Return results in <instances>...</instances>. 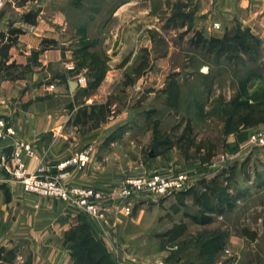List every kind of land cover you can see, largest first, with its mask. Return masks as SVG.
Segmentation results:
<instances>
[{"label":"rangeland","instance_id":"374dc122","mask_svg":"<svg viewBox=\"0 0 264 264\" xmlns=\"http://www.w3.org/2000/svg\"><path fill=\"white\" fill-rule=\"evenodd\" d=\"M197 1L5 0L0 47L10 30L34 35L37 24L60 11L61 18L50 20L61 30L59 40L43 38L51 42L40 47L61 42L72 51L74 82L83 69L87 80L95 78L96 65L104 72L108 55L115 68L121 65V81L108 89L113 109L121 107L122 119H129L121 127V136L127 131L121 168L204 171L213 156L238 151L264 127V26H252L249 12L239 11L235 26L217 37L219 47L193 43L196 31L212 36L194 19ZM26 12L36 13L34 23L22 20ZM80 47H87L84 58ZM97 223L109 231L103 250L113 264H264V149L244 150L190 189L143 196L109 226Z\"/></svg>","mask_w":264,"mask_h":264},{"label":"crops","instance_id":"0c3cea01","mask_svg":"<svg viewBox=\"0 0 264 264\" xmlns=\"http://www.w3.org/2000/svg\"><path fill=\"white\" fill-rule=\"evenodd\" d=\"M197 2L194 19L214 37L235 26L239 11L249 12V19L256 21L252 26L257 22L264 26V0ZM128 4L120 6L113 16H120ZM43 13L40 11V15ZM60 13H49L47 20L37 24L38 32L21 34L18 43L7 50L6 64L14 63L11 69L19 73L6 76L0 72V117L14 131L0 139V151L11 152L16 141L28 143L33 150L31 156L23 154L28 171L41 166L51 173H64L63 180L69 185L110 190L121 179V138L127 133L123 131L122 137L121 127L129 121L122 119L127 112L121 114V107L113 109L116 104L109 97V85L121 81V65L115 68L117 64L111 63L113 57L107 50L111 59L95 90L73 87L67 69L75 60L72 51L61 42L59 46L40 47L43 38L59 40L61 30L56 31L50 20L55 23ZM115 98L121 101V94ZM84 149L90 153L85 167H58ZM82 222L89 225L95 240L103 246L110 244L109 231L103 232L92 218L77 213L65 202L25 192L18 180L0 169V264H75L73 242L67 234ZM117 255L121 258V251Z\"/></svg>","mask_w":264,"mask_h":264},{"label":"built area","instance_id":"2783aa9c","mask_svg":"<svg viewBox=\"0 0 264 264\" xmlns=\"http://www.w3.org/2000/svg\"><path fill=\"white\" fill-rule=\"evenodd\" d=\"M5 0H0V8ZM68 70L74 69L69 65ZM86 69L75 76L77 85L87 83ZM53 87L52 85H50ZM9 122L0 117V139L13 135ZM264 149V127L258 128L239 144L238 151L223 152L213 156L204 171H148L142 167L133 170L121 168V179L110 190L94 187L69 185L64 182V173H51L44 167L28 171L23 154L33 155L30 144L16 141L11 152L0 151V169L6 170L18 180L27 193L51 197L67 203L74 211L86 215L102 225H111L121 214L128 215L132 202L143 197H160L170 193L190 189L196 179H212L219 172L226 170L229 163L238 159L244 150ZM90 160L87 149L76 152L59 164L62 170L67 166L85 167Z\"/></svg>","mask_w":264,"mask_h":264},{"label":"trees","instance_id":"16d2710c","mask_svg":"<svg viewBox=\"0 0 264 264\" xmlns=\"http://www.w3.org/2000/svg\"><path fill=\"white\" fill-rule=\"evenodd\" d=\"M27 0H22L25 2ZM36 13L26 12L22 15V20L27 23H34V17ZM23 31L19 28L10 30L9 39L7 43H4L0 47V72H3L6 76H10V69L13 67L14 63L6 64L7 61V50L16 41V38ZM1 37L5 35L1 34ZM51 42L47 39H42L41 44ZM193 43H198L202 45H207L208 48L219 47L222 40L220 38L210 36L206 37L202 32L196 31L194 37H192ZM87 47H80L78 52L83 53V58L87 56ZM83 62L85 60L83 59ZM83 62H80L82 64ZM95 78L93 81H88L89 87H95L99 83L103 71L101 66H95ZM68 240L72 241L71 245L73 254L75 256V264H113L109 260V255L103 250V245L95 240L90 233L89 225L86 222L80 223L75 228H72L67 234ZM4 264V263H3Z\"/></svg>","mask_w":264,"mask_h":264},{"label":"water","instance_id":"95a60500","mask_svg":"<svg viewBox=\"0 0 264 264\" xmlns=\"http://www.w3.org/2000/svg\"><path fill=\"white\" fill-rule=\"evenodd\" d=\"M71 85H72L73 87H75L77 84H76V82H72Z\"/></svg>","mask_w":264,"mask_h":264}]
</instances>
